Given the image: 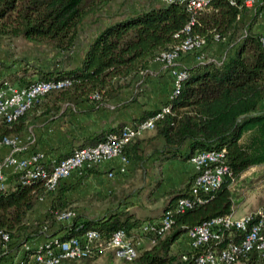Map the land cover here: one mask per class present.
Here are the masks:
<instances>
[{
    "label": "trees",
    "instance_id": "obj_1",
    "mask_svg": "<svg viewBox=\"0 0 264 264\" xmlns=\"http://www.w3.org/2000/svg\"><path fill=\"white\" fill-rule=\"evenodd\" d=\"M113 1L0 0V37H22L46 44L64 55H69L79 42L87 24L100 23L77 64L54 66L50 70L38 66L31 68L38 75L36 79L68 77L70 83L48 91L13 120L0 117V140L18 135L26 126L30 111L59 113L66 104L81 101H88L95 108L109 103L126 87L134 86L139 92L150 63L185 36L182 28L192 16L194 22L190 33L204 37L206 45L214 40L228 43L235 40L233 53L221 62L206 59L185 67L187 75L178 92L164 102L170 110L155 122L153 136L160 138L161 143L151 150L163 161L168 158L186 160L196 150L224 147L231 175L210 191L194 193L191 188L194 175L183 186L171 189L161 212L171 210L170 228L150 234L153 242L149 246L139 248L132 260L123 259L128 264H193L194 255L201 248L174 249L176 239L207 218L233 212L235 201L231 181L250 166L264 164V48L259 40L261 34L248 30L242 35L236 34L245 10L244 0H209L195 14L187 9L186 0H171L123 13H110L100 22L101 9ZM29 69L23 66L14 74L15 81L27 84L36 80L29 76ZM4 81L10 82L0 79V85ZM158 110L160 107L145 110L140 118ZM106 132L86 143H96ZM123 151L141 166L146 150L138 136L128 140ZM43 163L52 164L45 160ZM61 180L50 191L40 178L25 182L22 172L10 174L8 185L0 189V260L5 257L6 249L18 248L38 235L43 234L46 240L63 241L95 228L103 237H108L117 228L131 233L152 218L137 217L125 208L113 209L97 218L76 213L77 206L64 192L70 184ZM51 192L53 197L44 217L30 221L29 213L37 201ZM181 196L193 200L192 206L183 211L176 208ZM66 209L75 210V215L68 221L58 219V212ZM2 232L8 234V239L3 238ZM229 238L237 240L238 233ZM38 244L27 245L20 258L29 260L39 250ZM75 261L78 260L62 262ZM257 261V255L253 253L248 264Z\"/></svg>",
    "mask_w": 264,
    "mask_h": 264
},
{
    "label": "built area",
    "instance_id": "obj_2",
    "mask_svg": "<svg viewBox=\"0 0 264 264\" xmlns=\"http://www.w3.org/2000/svg\"><path fill=\"white\" fill-rule=\"evenodd\" d=\"M170 1L159 0L164 3ZM208 2L209 0H186V7L195 14ZM258 2L244 0V5L253 9ZM193 22L194 16L182 28L185 36L156 58L168 67L173 76V86L167 99L178 92L182 80L187 75L185 66L178 63L183 53L194 52L197 61L213 59L205 49V38L190 33ZM259 40L264 48V32L261 33ZM69 83L68 77L36 79L27 84L4 81L0 85V117L7 121L13 120L48 91ZM169 110V105L163 103L160 110L154 114L108 130L96 143L78 146L66 156L54 160L49 166L43 163L42 151H35L29 156H19L18 151L21 149L19 136H5L0 143L8 145L9 152L0 159V189L8 185L9 173L22 172L25 182L32 178H40L51 191L61 179L73 171L80 172L83 168L97 165L113 157L128 162L129 158L123 151L125 143L145 130L154 129L156 120ZM189 159L196 168L191 184L194 193L213 190L220 186L227 175H231L230 167L225 161L224 147L196 150ZM192 204L193 200L190 197L181 196L177 200L176 208L183 211ZM74 215V210L66 209L58 212L57 218L68 221ZM171 224V210L167 209L158 218L142 222L138 230L147 234L160 233L168 230ZM236 232L237 240L229 238ZM2 236L8 239L6 232H2ZM185 236L188 238L190 249L201 248V251L194 255L193 264H248L253 253L257 255L260 264H264V206L246 211L238 217H234L231 212L207 218L190 227ZM150 240L153 242L151 235ZM38 246L39 250L31 255L29 260L18 258L10 264H60L65 259L81 260L104 249H112L117 256L130 261L138 253L139 241L124 228L113 230L108 237H103L95 228H88L81 234L63 241L57 238L45 239ZM183 257L186 258L187 255L183 254Z\"/></svg>",
    "mask_w": 264,
    "mask_h": 264
},
{
    "label": "crops",
    "instance_id": "obj_3",
    "mask_svg": "<svg viewBox=\"0 0 264 264\" xmlns=\"http://www.w3.org/2000/svg\"><path fill=\"white\" fill-rule=\"evenodd\" d=\"M155 1L156 3L148 6L159 3V0ZM258 1L253 9L245 7L236 34L242 35L246 30L251 33L264 32V0ZM234 44L235 40L230 43L226 40H214L208 44L207 52L213 59L221 62L233 53ZM178 63L185 67L196 64L194 52L183 53ZM172 86L173 76L168 67L155 59L143 76L139 92L134 86L126 87L109 103L95 108L91 107L88 101H81L66 104L59 113L40 114L38 111H30L26 126L18 133L21 145L18 155L29 156L35 151H42L44 160L53 162L66 156L79 145L90 144L86 142L101 132L116 129L125 122L138 120L145 110L159 108L167 100ZM154 133V129H149L138 136L140 144L146 150L141 166H137L132 158L123 162L119 157H113L91 168H84L81 173L73 171L61 180L70 184L64 192L77 206L76 213L97 218L113 209L125 208L137 217L151 216L148 220L160 216L169 199L168 192L187 183L195 174L196 168L190 159L168 158L160 161L157 154L151 152L154 146L161 143L160 138L153 136ZM8 152L9 146L0 143V159ZM52 197L53 192L37 201L29 213L30 221L44 217ZM44 239L43 234L38 235L18 248L6 249L7 253L0 260V264H10L21 257L26 244L34 246ZM138 240L139 248L151 244L148 236H140ZM175 243L182 251L189 248L185 233L180 235L173 245ZM107 253L110 264L119 259L113 256L112 251ZM121 264L128 263L122 258ZM256 264H260L259 259Z\"/></svg>",
    "mask_w": 264,
    "mask_h": 264
},
{
    "label": "rangeland",
    "instance_id": "obj_4",
    "mask_svg": "<svg viewBox=\"0 0 264 264\" xmlns=\"http://www.w3.org/2000/svg\"><path fill=\"white\" fill-rule=\"evenodd\" d=\"M151 3H156V1L114 0L101 9L100 14L102 17L100 22L105 21L110 13H123L127 10L141 9ZM99 24H87L79 42L74 46L69 55H64L46 44L34 43L22 37H0V65L3 64L0 66V79H9L11 83L19 84L15 81L14 74L18 73L23 66L30 67L28 74L30 77L36 79L38 75L31 69L34 66L50 70L54 66L68 67L77 64L88 40ZM207 48L208 45L205 46L206 50ZM230 188L235 201L234 208H236L232 212L234 217H238L246 211L264 206V164L250 166L235 176L230 183ZM130 234L134 235L137 240L140 236H148L150 238L149 233H140L138 229L131 230ZM173 248L178 249L176 243L173 245ZM108 251H112L113 256L119 258L114 264L122 263V258L117 256L112 249H104L94 253L90 257L75 262H68V264H110L106 256Z\"/></svg>",
    "mask_w": 264,
    "mask_h": 264
}]
</instances>
